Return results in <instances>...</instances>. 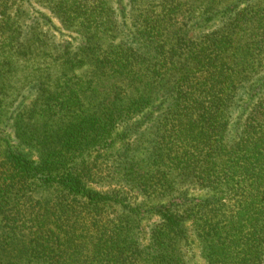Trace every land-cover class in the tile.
Listing matches in <instances>:
<instances>
[{
  "label": "trees",
  "instance_id": "trees-1",
  "mask_svg": "<svg viewBox=\"0 0 264 264\" xmlns=\"http://www.w3.org/2000/svg\"><path fill=\"white\" fill-rule=\"evenodd\" d=\"M34 1L0 0V264H264V0Z\"/></svg>",
  "mask_w": 264,
  "mask_h": 264
},
{
  "label": "rangeland",
  "instance_id": "rangeland-1",
  "mask_svg": "<svg viewBox=\"0 0 264 264\" xmlns=\"http://www.w3.org/2000/svg\"><path fill=\"white\" fill-rule=\"evenodd\" d=\"M30 4H38V3H36L34 0H30ZM45 13H47V12H45ZM53 24L58 29V30L54 31V33H55V35L59 41L71 40V38H73L71 34H69L68 32H65L61 28L58 21L54 20ZM185 252H186L189 264H205L204 261L200 257L199 249L196 245H191L190 247L186 248Z\"/></svg>",
  "mask_w": 264,
  "mask_h": 264
}]
</instances>
